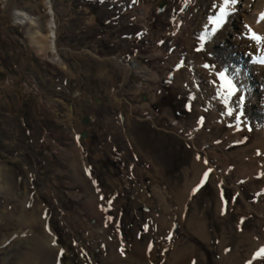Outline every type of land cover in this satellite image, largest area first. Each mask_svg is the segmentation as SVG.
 <instances>
[{
  "label": "rangeland",
  "instance_id": "rangeland-1",
  "mask_svg": "<svg viewBox=\"0 0 264 264\" xmlns=\"http://www.w3.org/2000/svg\"><path fill=\"white\" fill-rule=\"evenodd\" d=\"M53 3L59 64L0 0V122L18 133L0 130V264H264V64L238 29L216 39L204 0ZM13 6L46 33L42 0ZM196 159L208 176L188 189Z\"/></svg>",
  "mask_w": 264,
  "mask_h": 264
},
{
  "label": "bare ground",
  "instance_id": "bare-ground-1",
  "mask_svg": "<svg viewBox=\"0 0 264 264\" xmlns=\"http://www.w3.org/2000/svg\"><path fill=\"white\" fill-rule=\"evenodd\" d=\"M1 1H2V6L4 8V11H6V12L11 11L12 14L14 15V19L17 22V24H25L26 22H29V23H31L32 26H34V27L29 26L28 34L30 37L31 45L36 49V51L40 55H42V57L44 59H47V60H50L52 62H56L59 64L60 59H59L58 53H57V50L59 47L57 35H58L59 31H58L57 15H56L53 0H42V4H43L44 9H45V15L47 16V23H46L47 31L45 34H42L38 30L35 29L36 22L34 21V19L32 17H29L25 12L14 8V6H13L14 0H1ZM222 3H223V0H204L203 12L206 10L207 15H209V17H207L205 19V21L207 23L211 24L213 26V28H214V25L210 19L212 17L211 15L215 14V16H216L219 14V8H220ZM261 14H264V0H237V3L235 5H230L229 15L226 18V23L223 25V27H221L219 30L216 31L217 33L215 32L216 33L215 37L217 36L216 39L222 40L226 35H228L230 33V31H227V30L229 28H231L232 25H233V27H236V29H238L239 34H240L239 46L241 47L240 48L241 51L244 54H248L250 56V58L252 60H254V62H257L259 64V66L262 65V63H259L258 61L261 58H264V42H262L261 44H257L256 41L250 39L249 37H250L251 33L249 32V28H251L252 31H254L257 35L264 36V20L261 19ZM199 16H200V14H199ZM199 20L201 21L202 19H199ZM211 34H214V33L212 32ZM236 43H238V41ZM215 44H216V42H215ZM224 44H225V42H224ZM235 51L237 53V52H239V49L238 50L235 49ZM235 51H233V52H235ZM224 55H227L226 52H224L222 56H224ZM229 55H227V56H229ZM219 58L221 60L222 57L220 56ZM222 60H223V58H222ZM207 64H208V66L211 65L210 63H207ZM262 66H264V65H262ZM127 67L129 70H135V71H138L139 73L140 72H143V73L146 72V70L143 67H141L138 64V62H136V61L129 63ZM128 69H126V72H128ZM213 73L214 72H212V74ZM258 76L260 79V77H262V73L259 72ZM220 81H221V79H220ZM220 84H221L222 91L226 93L227 90L222 87L223 81ZM222 121H226V120H222ZM238 129H239V125L234 124L233 128H229V133H228L227 137H229V139H230L234 135V136H236V140L238 139L237 142L240 141L241 138L239 135H237ZM235 133H236V135H235ZM257 137L264 138V133L260 136L258 135ZM234 139H235V137H234ZM206 169L207 168L206 167L204 168L203 164L200 163L199 161H197V159H196V162L194 161V163H193V170H194L195 175H194L193 179H191L190 181L187 182L186 188L193 187L195 184H197L201 180L203 175L205 174ZM186 194H187V192L184 193V196H186ZM33 221H35V220H33ZM30 222H32V221H29V223ZM199 231L200 230H198V233H199ZM52 240H53V238H52Z\"/></svg>",
  "mask_w": 264,
  "mask_h": 264
},
{
  "label": "crops",
  "instance_id": "crops-1",
  "mask_svg": "<svg viewBox=\"0 0 264 264\" xmlns=\"http://www.w3.org/2000/svg\"><path fill=\"white\" fill-rule=\"evenodd\" d=\"M30 63V62H29ZM28 63V64H29ZM31 64V63H30ZM32 65V64H31ZM33 67V66H32ZM31 66H29L28 65V68H29V73H30V76H31V78H32V81H33V83L35 84V85H37L38 87H40V89H41V91H43V93L44 94H47L48 96H49V103L50 104H54V102H58V103H62V101L60 100V99H63L64 98V96H62L61 98H58V97H56V96H54L56 99H54L53 97H52V93L54 94V91L53 90H51V94L49 93V92H47L46 93V90H44V88H43V86L44 85H46V83L45 82H42V81H44L43 80V78H41L40 76H39V74H38V76L39 77H37V75L35 74V72H34V68H32ZM41 69H45L44 67H41ZM38 73V72H37ZM66 80V79H65ZM48 85V84H47ZM42 93V92H41ZM51 95V96H50ZM48 96H47V98H45L47 101H48ZM67 99H70V98H68L67 97ZM17 101V105L15 106V108L14 109H12V108H8V113H10V115H12V116H15V117H18L19 116V122H20V128H24V127H26V129H25V131L26 132H28V133H30L31 135H34V134H36V131L34 130V128H35V126H34V124L36 123V120L39 118V117H37V118H35V119H33V120H31V121H29V122H24V111H23V107H24V104H23V102H20L19 101V99H16ZM56 100V101H55ZM30 101V100H29ZM35 101V100H34ZM28 104H30L29 102H27ZM31 106H33L32 108H31V115H34V114H39V111H40V109H36L37 107H36V105H35V103H34V105H32V104H30V107ZM35 106V107H34ZM39 108V107H38ZM40 108H42V107H40ZM73 109H72V107H69V112H71ZM47 112L46 111H42V114H46ZM75 114H76V112H75ZM39 122H37V126L39 125L38 124ZM9 126H10V128H11V131L12 130H16V128L14 127V125H13V123L12 122H0V130L3 132V133H5L4 131H6L7 130V133H10L9 131ZM27 129H29V131H27ZM41 133H40V135H41V139L42 140H45V137L46 138H48L46 135H48L49 134V132L47 133V131L45 130V129H43L42 131H40ZM16 134L18 135V133H17V130H16ZM32 139V138H31ZM33 140V139H32ZM19 152H18V154L19 155H22V151L19 149L18 150ZM140 156L141 157H144V155L143 154H141L140 153ZM20 166H22V165H20ZM23 167V166H22Z\"/></svg>",
  "mask_w": 264,
  "mask_h": 264
},
{
  "label": "snow or ice",
  "instance_id": "snow-or-ice-1",
  "mask_svg": "<svg viewBox=\"0 0 264 264\" xmlns=\"http://www.w3.org/2000/svg\"><path fill=\"white\" fill-rule=\"evenodd\" d=\"M237 3V0H223V3L221 4L219 8V14L216 15L215 17L210 18L211 22L214 25V28L212 29V32L215 33L217 30H219L223 25L226 23V18L229 15V8L230 5H235ZM261 19L264 20V14H261ZM249 32L251 33L250 39L256 41L257 44H261L264 42V36L257 35L254 31H252L251 28H249ZM202 41L205 39V37L200 38ZM203 46V45H201ZM259 63L264 64V58H261ZM205 67H208V65H205ZM219 78L223 81L222 87L227 90L228 96L235 95L236 92L238 91L236 85L233 83V80L230 79L225 72H220L219 73ZM240 103L242 104L244 101V97L240 96L239 97ZM227 102V101H226ZM229 114H231V110H229ZM208 173L206 172L204 174V180L207 179ZM203 183V181H202ZM195 191V190H194ZM257 257H264V247L260 248L257 253L254 255V259ZM249 264H252L251 261H249Z\"/></svg>",
  "mask_w": 264,
  "mask_h": 264
},
{
  "label": "water",
  "instance_id": "water-1",
  "mask_svg": "<svg viewBox=\"0 0 264 264\" xmlns=\"http://www.w3.org/2000/svg\"><path fill=\"white\" fill-rule=\"evenodd\" d=\"M163 9H164V5H160L159 6V12H162L163 11ZM59 51H61V48H59ZM142 210H144V211H147V209L146 208H142ZM173 230H175V225H174V228H173Z\"/></svg>",
  "mask_w": 264,
  "mask_h": 264
}]
</instances>
